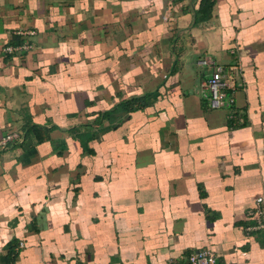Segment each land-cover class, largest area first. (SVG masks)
<instances>
[{
	"label": "crops",
	"instance_id": "1",
	"mask_svg": "<svg viewBox=\"0 0 264 264\" xmlns=\"http://www.w3.org/2000/svg\"><path fill=\"white\" fill-rule=\"evenodd\" d=\"M260 195L264 0H0V264H264Z\"/></svg>",
	"mask_w": 264,
	"mask_h": 264
},
{
	"label": "built area",
	"instance_id": "2",
	"mask_svg": "<svg viewBox=\"0 0 264 264\" xmlns=\"http://www.w3.org/2000/svg\"><path fill=\"white\" fill-rule=\"evenodd\" d=\"M20 34L32 35L33 31L21 32ZM9 49V48H8ZM197 64L202 66L207 64L205 58L199 59ZM236 65H231L225 68L222 65L214 64L210 74L202 81L201 95L207 107L211 110L221 108H233L235 106V86L231 71L237 70ZM15 137L14 134L5 135L2 138L1 144ZM246 215L251 224L247 225V231H264V197L258 196L252 206L246 211ZM22 246V243H20ZM182 264H233L227 260H220L219 256L211 249L196 246L188 252Z\"/></svg>",
	"mask_w": 264,
	"mask_h": 264
}]
</instances>
